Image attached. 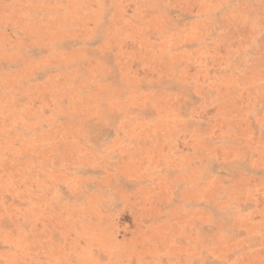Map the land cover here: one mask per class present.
<instances>
[{"label":"rangeland","instance_id":"374dc122","mask_svg":"<svg viewBox=\"0 0 264 264\" xmlns=\"http://www.w3.org/2000/svg\"><path fill=\"white\" fill-rule=\"evenodd\" d=\"M0 264H264V0H0Z\"/></svg>","mask_w":264,"mask_h":264},{"label":"bare ground","instance_id":"6f19581e","mask_svg":"<svg viewBox=\"0 0 264 264\" xmlns=\"http://www.w3.org/2000/svg\"><path fill=\"white\" fill-rule=\"evenodd\" d=\"M204 250V249H203ZM241 253H243V252H241ZM234 254V253H233ZM235 255V254H234ZM233 261H234V258H233ZM212 262V261H211ZM231 263V262H230Z\"/></svg>","mask_w":264,"mask_h":264}]
</instances>
